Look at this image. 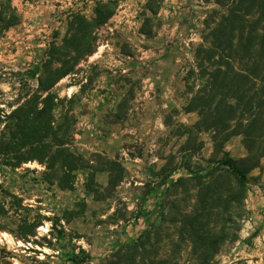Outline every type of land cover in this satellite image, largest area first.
I'll list each match as a JSON object with an SVG mask.
<instances>
[{
    "label": "rangeland",
    "instance_id": "rangeland-1",
    "mask_svg": "<svg viewBox=\"0 0 264 264\" xmlns=\"http://www.w3.org/2000/svg\"><path fill=\"white\" fill-rule=\"evenodd\" d=\"M98 5L112 16L96 28L94 52L50 90L64 144H53L48 166L0 168V183L23 199L0 215V264H72L71 257L101 264L148 227L158 229L151 240L165 245L160 251L193 261L187 236L177 234L195 202L193 184L173 183L222 157L210 132H192L199 110H189L204 81L198 59L214 3L0 0V129L7 113L71 64L72 36L90 28ZM223 148L235 159L247 153L242 135ZM247 177L243 208L215 210L210 219L237 234L220 245L219 264H264V156ZM34 220L36 235L22 241Z\"/></svg>",
    "mask_w": 264,
    "mask_h": 264
},
{
    "label": "trees",
    "instance_id": "trees-1",
    "mask_svg": "<svg viewBox=\"0 0 264 264\" xmlns=\"http://www.w3.org/2000/svg\"><path fill=\"white\" fill-rule=\"evenodd\" d=\"M204 2L214 3L218 9H214L205 21L207 33L203 40L207 47H202L203 54L198 59L204 81L192 97L194 105L189 110L198 109L199 119L191 130L210 132L222 157L208 161L205 168H188L189 175L173 183L175 187L182 181L193 184L189 191L195 202L184 215L186 222L177 226L180 238L187 236L183 241L193 261H180L178 250L177 255L160 251L165 245L151 240L153 234L159 233L158 229L152 232L148 227L136 239L119 245L101 264H219L215 255L222 242L237 239L236 233L230 237L225 224L218 226V221L213 224L210 219L216 214L215 210L243 208L247 174L260 165L264 156V0ZM105 7H96V15L84 34L72 36L76 55L71 64L46 85H41L33 98L5 115L0 129V168L14 170L27 161L48 166L51 154L57 150L53 149V144H64L59 143L57 131L53 129L58 98L50 90L60 78L73 71L81 58L94 52L90 44L95 40V30L112 16L111 11H104ZM83 21L81 18L80 22ZM83 42L87 46L85 49H81ZM234 135L243 136L247 151L238 159L229 156L223 148ZM22 203L20 196L0 183V215L16 211ZM40 224V220L32 221L18 238L28 242L36 235ZM171 242L181 248L179 243ZM70 260L72 264L81 262L75 257Z\"/></svg>",
    "mask_w": 264,
    "mask_h": 264
},
{
    "label": "crops",
    "instance_id": "crops-1",
    "mask_svg": "<svg viewBox=\"0 0 264 264\" xmlns=\"http://www.w3.org/2000/svg\"><path fill=\"white\" fill-rule=\"evenodd\" d=\"M253 195H254V200H255V205H253V206H254V207H255V206L258 207V206L260 205V202L263 201V198H262V196L259 194L258 191H255Z\"/></svg>",
    "mask_w": 264,
    "mask_h": 264
}]
</instances>
